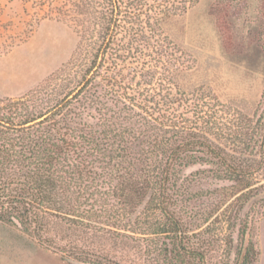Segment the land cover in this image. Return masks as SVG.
<instances>
[{
  "label": "trees",
  "instance_id": "obj_1",
  "mask_svg": "<svg viewBox=\"0 0 264 264\" xmlns=\"http://www.w3.org/2000/svg\"><path fill=\"white\" fill-rule=\"evenodd\" d=\"M185 1L81 0L83 75L0 115L1 223L82 264H103L102 242L118 239L147 241L146 264H205L182 219L192 182L183 171L201 164L238 186L226 209L246 235L239 213L264 207V110L248 115L203 92L177 91L175 102L155 81L174 63L158 16L170 2L186 12ZM74 102L95 107L99 124L73 113L67 126Z\"/></svg>",
  "mask_w": 264,
  "mask_h": 264
},
{
  "label": "rangeland",
  "instance_id": "obj_2",
  "mask_svg": "<svg viewBox=\"0 0 264 264\" xmlns=\"http://www.w3.org/2000/svg\"><path fill=\"white\" fill-rule=\"evenodd\" d=\"M186 1L190 3L186 12H175L170 2L167 12L158 16L159 34L165 39V48L168 46L165 52L173 55L174 63L170 64V82L161 76H156L155 81L161 80L166 95L175 102L180 97L177 91L187 97L211 93L248 115L261 114L264 0ZM80 3L81 0H0V115L10 117L14 106L21 108L29 101L45 99L47 85L60 92L83 75L88 56L79 51L83 48V28L79 24L86 19ZM53 76L56 77L51 79ZM13 86L21 87L23 93L9 94ZM72 88L73 85L68 87ZM22 113L16 111L17 115ZM66 113L70 117L67 126H75L69 121L74 115L82 118L74 122L92 127L99 124L95 107L84 109L74 102ZM183 174L192 182L186 183L188 190L183 194L188 210L182 219L190 235H194L195 248L204 253L205 264H260L258 240L264 207L253 210L247 206L239 213L242 219L248 215L246 235H242L232 218L235 214L226 209L240 195L236 192L238 186L209 173V167L201 164L185 169ZM260 179L264 180V171ZM233 191L236 196L231 194ZM220 200H226L225 205L213 210L211 204L217 206ZM260 237L264 238V226ZM146 244L149 243L129 239L103 241L106 252L99 260L103 264H146ZM262 256L263 260L264 253ZM0 264L82 263L40 246L20 229L0 222Z\"/></svg>",
  "mask_w": 264,
  "mask_h": 264
},
{
  "label": "crops",
  "instance_id": "obj_3",
  "mask_svg": "<svg viewBox=\"0 0 264 264\" xmlns=\"http://www.w3.org/2000/svg\"><path fill=\"white\" fill-rule=\"evenodd\" d=\"M21 87H19L18 89H16L14 86L13 87H10V89L8 90L9 94L11 95H21L23 92H22V89H20ZM8 95V94H7ZM263 226H264V220L260 223V228H259V243H258V246H259V261H260V264H264V259L262 260L263 256L262 254L264 253V238L261 239L260 237V232L262 231L263 229Z\"/></svg>",
  "mask_w": 264,
  "mask_h": 264
}]
</instances>
